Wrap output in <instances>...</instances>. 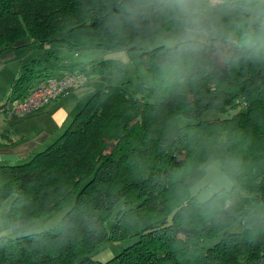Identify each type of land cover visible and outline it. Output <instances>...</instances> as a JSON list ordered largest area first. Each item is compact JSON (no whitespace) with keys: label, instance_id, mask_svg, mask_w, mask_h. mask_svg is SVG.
<instances>
[{"label":"trees","instance_id":"1","mask_svg":"<svg viewBox=\"0 0 264 264\" xmlns=\"http://www.w3.org/2000/svg\"><path fill=\"white\" fill-rule=\"evenodd\" d=\"M197 2L211 41L141 52L159 102L107 85L47 148L0 166V208L12 198L10 227L71 203L51 229L1 233L0 264H264V51L240 39L264 22V4ZM174 27L185 24L172 0H0V55L18 49L51 55L57 47L134 50ZM165 63L184 71L165 79ZM55 67L38 56L25 62L0 111L54 76ZM80 70L112 74L124 64L96 59ZM210 110L225 116L199 119ZM178 116L195 121L181 125ZM215 160L231 187L200 201L191 188ZM118 203L123 208L107 229ZM124 239L134 241L105 261L93 257Z\"/></svg>","mask_w":264,"mask_h":264},{"label":"crops","instance_id":"2","mask_svg":"<svg viewBox=\"0 0 264 264\" xmlns=\"http://www.w3.org/2000/svg\"><path fill=\"white\" fill-rule=\"evenodd\" d=\"M25 50H20L22 55H19L18 50H8L0 55V106L12 92V82L22 69V65L34 56H38L40 60L46 59L53 67L56 66L50 74L55 73L57 74L55 76H59L65 71L77 72L85 81L39 111L11 117H5L0 113V166L23 163L47 148L64 131L70 119L94 91L113 85L106 82L108 76H104L105 74L89 70L81 72L82 66L93 61L95 50L91 48H83L80 51L75 49L71 51L72 57L67 48L57 47L55 51L51 50L54 51L51 55H47V51ZM71 65L77 68L71 69ZM9 206L10 203L0 208V234L4 232L12 234L15 228H19L9 226Z\"/></svg>","mask_w":264,"mask_h":264},{"label":"rangeland","instance_id":"3","mask_svg":"<svg viewBox=\"0 0 264 264\" xmlns=\"http://www.w3.org/2000/svg\"><path fill=\"white\" fill-rule=\"evenodd\" d=\"M59 36L64 37L66 36V33L61 32ZM186 40L189 39L185 35V27H174L156 32L155 34L144 38L136 45V49L134 50L117 49L113 47L110 48L86 47V48H91L95 50L93 60L113 58L123 62L124 64L123 72H119V73L114 72L112 74L105 73L104 76H108L109 78L106 79L107 83L123 86V88L126 91L134 94L137 97H143L144 100L151 101L153 103V102H159L161 99V95L157 90V88L154 86L150 73L145 68L144 61L141 57V52L148 51L156 46H161V45L172 46L180 41H186ZM197 40L205 42V41H211V38L209 33L207 32V35L201 36ZM25 52L28 51L25 50ZM18 53L19 55H22V51H20V49H18ZM68 53L72 57L73 52L69 50ZM73 67L77 68L74 65L70 66L71 69H73ZM64 73H67V71H65ZM52 74L54 75L52 77H56L55 75H57L55 73ZM63 74L57 77H60ZM223 116L225 115L216 113L214 110H210L207 111L204 115H202L199 119L211 120L214 117H223ZM193 121L195 120L178 116V122L181 125L191 123ZM230 187H231V181L229 177L220 169L219 161L215 160L207 166L204 177L191 188V193L192 195H195L200 201H203L208 199L218 189L221 188L229 189ZM11 200L12 198L6 199V201L3 202L2 207L3 206L6 207V205L10 203ZM70 205L71 203L69 202L66 205L58 208L55 212H53L49 216L39 218L38 220H35L34 223L25 224L19 226V228H15L12 234H10V236H16V235H21L22 233L37 232V231L53 228L57 224V222L61 219V217L66 213V211L71 207ZM122 208H123L122 203H118L115 206L114 214L105 223L107 229H110L114 222L115 212ZM233 228L235 230H240L238 224H235ZM4 234L8 235V232L7 233L4 232ZM133 241L134 239H124L119 242H111L108 245H106L104 248L99 250L95 255H93V257L100 261H105L109 259L112 255L121 251L127 245L131 244Z\"/></svg>","mask_w":264,"mask_h":264},{"label":"built area","instance_id":"4","mask_svg":"<svg viewBox=\"0 0 264 264\" xmlns=\"http://www.w3.org/2000/svg\"><path fill=\"white\" fill-rule=\"evenodd\" d=\"M84 81V78L75 72H67L60 77L48 76L30 88L25 96L6 101L0 113L11 117L39 111L64 96L74 85L83 84Z\"/></svg>","mask_w":264,"mask_h":264},{"label":"clouds","instance_id":"5","mask_svg":"<svg viewBox=\"0 0 264 264\" xmlns=\"http://www.w3.org/2000/svg\"><path fill=\"white\" fill-rule=\"evenodd\" d=\"M215 3L221 0H214ZM264 4V0H260ZM176 14L182 17L185 24V35L189 40H197L199 37L207 35L203 27V18L201 9L197 0H172ZM241 45L256 51H264V22L259 25L258 29L249 30L242 34ZM184 69L179 65L165 63L162 65V72L165 79L173 74L182 73Z\"/></svg>","mask_w":264,"mask_h":264}]
</instances>
